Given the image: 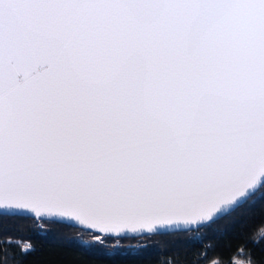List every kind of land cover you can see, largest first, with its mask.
Wrapping results in <instances>:
<instances>
[{"label":"snow or ice","instance_id":"snow-or-ice-1","mask_svg":"<svg viewBox=\"0 0 264 264\" xmlns=\"http://www.w3.org/2000/svg\"><path fill=\"white\" fill-rule=\"evenodd\" d=\"M258 195L264 0H0V264L35 250L16 218L118 257ZM239 240L162 264H264Z\"/></svg>","mask_w":264,"mask_h":264},{"label":"trees","instance_id":"trees-1","mask_svg":"<svg viewBox=\"0 0 264 264\" xmlns=\"http://www.w3.org/2000/svg\"><path fill=\"white\" fill-rule=\"evenodd\" d=\"M8 227L14 238H22L35 249L20 256L18 248H9V253L15 256L11 264H162L177 255L183 258L192 252L227 262L234 257L241 236L251 239L264 235V199L258 195L200 233L149 234L122 241L118 257L109 255L105 249L82 244L90 238L64 225L46 223L41 229L35 221L16 218ZM17 228L19 232L15 231ZM247 251L258 262L264 261V243L250 242Z\"/></svg>","mask_w":264,"mask_h":264},{"label":"rangeland","instance_id":"rangeland-1","mask_svg":"<svg viewBox=\"0 0 264 264\" xmlns=\"http://www.w3.org/2000/svg\"><path fill=\"white\" fill-rule=\"evenodd\" d=\"M25 244H29L28 242H24Z\"/></svg>","mask_w":264,"mask_h":264}]
</instances>
